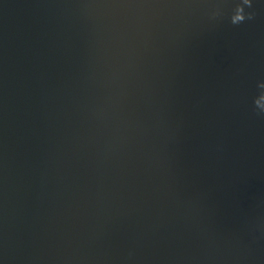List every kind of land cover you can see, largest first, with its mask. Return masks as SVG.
I'll list each match as a JSON object with an SVG mask.
<instances>
[{
	"label": "water",
	"instance_id": "obj_1",
	"mask_svg": "<svg viewBox=\"0 0 264 264\" xmlns=\"http://www.w3.org/2000/svg\"><path fill=\"white\" fill-rule=\"evenodd\" d=\"M0 0V264H264V0Z\"/></svg>",
	"mask_w": 264,
	"mask_h": 264
},
{
	"label": "clouds",
	"instance_id": "obj_2",
	"mask_svg": "<svg viewBox=\"0 0 264 264\" xmlns=\"http://www.w3.org/2000/svg\"><path fill=\"white\" fill-rule=\"evenodd\" d=\"M245 6L251 7V0H239L236 3L235 8L231 15V22L233 24H238L243 22L246 18L251 19L253 13H245ZM261 89H264V83L259 85ZM254 104L261 110L264 111V91H261L260 94L254 99Z\"/></svg>",
	"mask_w": 264,
	"mask_h": 264
}]
</instances>
